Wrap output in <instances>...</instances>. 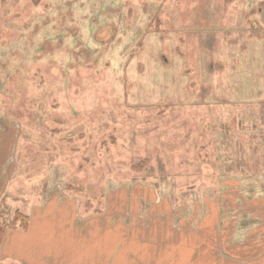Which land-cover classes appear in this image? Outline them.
<instances>
[{
	"label": "rangeland",
	"instance_id": "1",
	"mask_svg": "<svg viewBox=\"0 0 264 264\" xmlns=\"http://www.w3.org/2000/svg\"><path fill=\"white\" fill-rule=\"evenodd\" d=\"M0 145V264L55 244L64 261L70 241L76 264H119L107 222L120 246L134 213L167 205L194 226L208 207L258 224L251 251L264 242V0H0ZM32 213L40 229L2 248Z\"/></svg>",
	"mask_w": 264,
	"mask_h": 264
},
{
	"label": "crops",
	"instance_id": "2",
	"mask_svg": "<svg viewBox=\"0 0 264 264\" xmlns=\"http://www.w3.org/2000/svg\"><path fill=\"white\" fill-rule=\"evenodd\" d=\"M0 148V165H2L3 147L0 145ZM2 173L0 171V185H2L0 188V196L3 192L4 182H6L2 177ZM167 206L164 210L152 209L155 212L153 214L147 212L144 217L142 215L138 216L139 213H134L135 215H132L131 223L124 230L123 241L120 246L115 244V228L113 225L109 222L106 224L100 216L93 217L91 220L95 219L98 221L99 226L100 224H106V228L112 231L111 240L108 243L112 242L110 248L114 254L120 252V249H122L123 259L119 264H127L128 262H132L133 264H163L165 257H170V264H264V242H253L251 244V248H253L251 251L246 250L244 247V244H247V240H244L246 239V234L260 228L258 224L243 226L239 223L240 219H236V214H231L232 211L230 209L229 213H225L208 207L206 214L203 216L204 219H199L198 223L194 226V217L188 216L176 208L172 209L169 205ZM230 215L231 217L227 218ZM35 216V213L31 214L26 233H21L18 230H10L12 234L8 240V230L4 236L2 248L6 247L10 241V246L15 247L18 239L29 236L33 232H36V230H39L41 225L38 223V220H35ZM141 216V219L138 218ZM71 218L73 220L71 229L75 232L82 231L83 226L81 224L83 221L81 222L78 216L76 218L75 214ZM105 219H107V216ZM212 221L215 223L214 227H211ZM92 225L94 226V224ZM251 226L253 229L250 228ZM75 235L76 233L70 239H75ZM132 238L137 243H147L152 247L156 255V261L147 262V257L143 253L139 255L136 251L131 252L133 248ZM216 238H221L222 242L218 243ZM54 246L56 249L55 256L53 252L48 250H46L47 253L44 252L42 255L41 252V255H38L37 250H35L31 258L26 257L28 254L24 253L26 258L22 259L21 257V263L40 264L37 256H42L41 264H76L77 260L73 257V254H69L76 246L75 241H70L66 244L69 250L65 254L64 261L58 252L60 245L55 244ZM52 257L54 261H52Z\"/></svg>",
	"mask_w": 264,
	"mask_h": 264
},
{
	"label": "trees",
	"instance_id": "3",
	"mask_svg": "<svg viewBox=\"0 0 264 264\" xmlns=\"http://www.w3.org/2000/svg\"><path fill=\"white\" fill-rule=\"evenodd\" d=\"M0 237H1V235H0Z\"/></svg>",
	"mask_w": 264,
	"mask_h": 264
}]
</instances>
